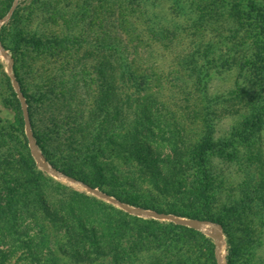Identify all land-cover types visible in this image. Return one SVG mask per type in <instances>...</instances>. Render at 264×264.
I'll return each instance as SVG.
<instances>
[{
  "label": "rangeland",
  "instance_id": "1",
  "mask_svg": "<svg viewBox=\"0 0 264 264\" xmlns=\"http://www.w3.org/2000/svg\"><path fill=\"white\" fill-rule=\"evenodd\" d=\"M258 1L19 0L0 24V42L9 53L0 50V117L14 128L20 113L24 118L11 70L27 93L40 156L49 163L39 147L47 141L59 166L49 163L53 168L85 170L100 181L98 168L57 151L59 142L75 136L73 130L63 131L59 140L50 135L52 119L70 118L78 110V128L92 123L104 136V163L119 175L130 172L149 189L134 190L108 174L106 190L118 189L125 198L149 197L155 208L147 209L167 208L174 213L163 212L212 222L207 228L214 232L216 225L221 232L223 264H264V20L254 5ZM13 2L0 0V19ZM32 38L41 43L29 42ZM14 128L16 152L32 155L29 140L23 145L26 126H20L22 132ZM136 130L143 141L138 148ZM157 170L178 174L177 193L153 190ZM46 173L64 185L57 192L78 209L82 202L71 190L138 218L124 228L136 253L134 264H219L210 234L184 224L169 229L166 224L174 221L128 212L78 183ZM42 224L44 244L58 264H115L109 256L77 262L61 254L60 246L70 247L66 226L50 216Z\"/></svg>",
  "mask_w": 264,
  "mask_h": 264
},
{
  "label": "trees",
  "instance_id": "2",
  "mask_svg": "<svg viewBox=\"0 0 264 264\" xmlns=\"http://www.w3.org/2000/svg\"><path fill=\"white\" fill-rule=\"evenodd\" d=\"M254 5L258 7L259 15L264 20V1L261 2L260 0ZM254 5H252V8H254ZM262 25L264 27V24ZM29 42L33 44L41 43L35 38L30 39ZM23 93L27 97V93ZM53 93L56 96L58 95L56 99L60 98L61 94L54 92V89ZM47 96L50 101L51 95ZM15 100L17 107L20 109L16 93ZM76 111L75 116L70 118L65 114L52 119L53 129L50 135L59 140L63 131L71 132L73 130L72 133H75V136L73 134L65 142L61 144L59 142L60 148L57 151L60 153L65 151L73 153L77 160L98 168L100 181L94 180L90 173L85 170L68 168L63 171L67 175L77 177L120 200L145 208H155V204L149 197L125 198L123 192H119L118 189L106 190L103 187V184L106 183L105 178L110 174L122 178L123 182H126L134 190H141L142 188L149 190L143 187L144 184L141 183L140 185L134 181V177L130 176V172L119 175L114 166H111L110 163H104L102 142L105 139L101 130L95 128L92 123H88L84 129L78 128L79 122H81V118L78 116L81 112ZM89 111L90 114L93 113L91 109ZM119 113L120 109L117 108L115 115ZM259 117L260 113L257 112L254 115L255 121ZM16 120L17 128H14L11 122L3 121L0 117V264H58L57 259L52 257L51 249L44 244V224H42V221L47 216L55 217L66 226L70 247L60 246L61 254L77 262H96L98 258L109 256L112 261H115V264H134L137 259L135 257L136 253L126 243V238L130 232L124 231V228L130 227L131 220L137 222L138 218L126 214V212L122 213V211L109 206L103 200L78 190H71V193L73 198L82 202L80 209L72 205L71 199L62 198L63 195L57 191L61 190L64 185L56 181L46 171L40 169L30 151L16 152L15 138L10 134V131L12 128L15 129L13 130L15 132H18V130L23 131L20 129V126L24 128L25 125L22 113L16 117ZM22 133L23 145H26L28 139L24 135V131ZM80 133L82 135L76 137ZM139 133L137 130L133 132V135L137 138L136 148L140 146V143H143L139 138L141 136ZM112 139L110 141H113ZM168 140L171 141L172 139L169 138ZM6 141H11V144ZM46 143L47 141L39 142L44 157L50 164L59 168L52 159L51 150ZM207 145L206 142L203 143L202 148ZM166 162L172 163L173 161L169 159ZM182 164V161L179 162V166ZM25 171L29 174L25 175ZM176 175L178 174L175 172H172V175H167L162 170H157L153 175L155 176L153 190L159 195H167L172 190L177 193L178 190L174 189ZM110 210L114 212V215L111 216ZM158 210L174 213L173 210L167 208ZM150 223L159 224L154 219L150 220ZM166 225L172 230L186 227L175 222H169ZM159 228V230H163L162 227ZM154 235L158 238V234ZM138 242H140V245L142 244L140 236Z\"/></svg>",
  "mask_w": 264,
  "mask_h": 264
},
{
  "label": "water",
  "instance_id": "3",
  "mask_svg": "<svg viewBox=\"0 0 264 264\" xmlns=\"http://www.w3.org/2000/svg\"><path fill=\"white\" fill-rule=\"evenodd\" d=\"M18 1L19 0H14L9 12L4 17H2L0 19V24L10 18L13 11L15 10V7H16ZM0 50H1L2 54L9 56L8 51L4 48V46L1 44V42H0ZM11 65H12V62L10 60L9 70L11 69ZM10 76H11L15 91L17 93V96H18V98L22 104V109H23V114H24V119H25V126H26V134H27V138L29 140V145L31 147L32 155L34 156L35 160L37 161V163L39 164V166L41 168L52 173L55 176L65 177L72 182H75V183L82 185L88 191L95 193V194H97V195H99V196H101V197H103V198H105V199H107L113 203L118 204L119 206H121L123 209H125L128 212L149 215V216L159 218V219H168V220L174 221V222L179 223V224H184V225H188V226L197 228L203 232L210 234L212 237L215 238V241H216V253L218 256L219 264H223L221 257H220V250H219L220 244H221V239H220L221 232L217 229L216 225L214 227V232L207 228V225L213 224L212 222H209L207 220L187 218V217H183V216L172 214V213L159 212V211H155V210L147 209V208H143V207L131 206L128 203H126L125 201L120 200V199L108 194L107 192H104V191L98 189L97 187H94V186L84 182L83 180H81L79 178L67 175L66 173L53 168L49 163H47L42 158V156H40L39 148L36 144V140H35L34 134H33L32 129H31L25 96H24V94L20 88V85H19V82H18L16 76L11 72V70H10Z\"/></svg>",
  "mask_w": 264,
  "mask_h": 264
}]
</instances>
